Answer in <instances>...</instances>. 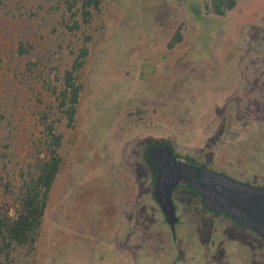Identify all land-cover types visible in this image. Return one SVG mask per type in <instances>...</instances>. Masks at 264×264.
<instances>
[{
    "label": "rangeland",
    "instance_id": "374dc122",
    "mask_svg": "<svg viewBox=\"0 0 264 264\" xmlns=\"http://www.w3.org/2000/svg\"><path fill=\"white\" fill-rule=\"evenodd\" d=\"M51 3L0 0V151L9 129L14 154L0 169V203L11 200L4 182L15 186L37 158L38 111L49 105L63 156L39 239L15 264H264L258 234L186 201L173 236L148 165L167 146L264 185V0H236L225 16L209 0H102L88 24L78 7ZM177 29L182 40L169 47ZM21 38L34 44L28 55ZM83 46L69 125L43 82L57 84Z\"/></svg>",
    "mask_w": 264,
    "mask_h": 264
},
{
    "label": "trees",
    "instance_id": "16d2710c",
    "mask_svg": "<svg viewBox=\"0 0 264 264\" xmlns=\"http://www.w3.org/2000/svg\"><path fill=\"white\" fill-rule=\"evenodd\" d=\"M50 9L60 11L64 3L68 9L78 7L82 22L88 24L95 13L100 12L102 0H50ZM206 8L213 14L225 16L231 10L236 0H209ZM41 6H38L40 8ZM74 21L70 28H78ZM182 40L179 29L168 43ZM34 44L27 38H21L18 43V52L28 55ZM88 48L83 46L75 57L70 69H65L62 76L57 75L53 84L44 80L45 89L54 95L56 109L60 115L65 116L67 123L72 125L77 107L82 83L80 70L86 62ZM35 61L28 60L27 67L33 70L40 62V56L35 55ZM60 118L51 117V107L38 111V122L42 127L37 144V158L34 162H27L19 170V179L14 186L11 181L4 182V187L11 193V200L0 203V264H15L19 249H27L30 254L37 243L44 219L45 210L50 197V191L59 174L63 163V156L59 154L61 134L57 132L55 123ZM12 122L8 119L7 124ZM11 132L8 129L2 136L3 149L0 151V169L7 170V165L13 159V152L8 139ZM222 215V214H221ZM225 216V215H224Z\"/></svg>",
    "mask_w": 264,
    "mask_h": 264
},
{
    "label": "water",
    "instance_id": "95a60500",
    "mask_svg": "<svg viewBox=\"0 0 264 264\" xmlns=\"http://www.w3.org/2000/svg\"><path fill=\"white\" fill-rule=\"evenodd\" d=\"M167 148H162L167 152L164 155L155 153L157 168L153 176V196L161 206L173 236L178 218L171 194L177 185H185L199 195L205 208L227 216L264 240V185L236 180Z\"/></svg>",
    "mask_w": 264,
    "mask_h": 264
},
{
    "label": "flooded vegetation",
    "instance_id": "af4514ba",
    "mask_svg": "<svg viewBox=\"0 0 264 264\" xmlns=\"http://www.w3.org/2000/svg\"><path fill=\"white\" fill-rule=\"evenodd\" d=\"M155 153H157L159 155H164L167 152L166 151H162V149H155L153 153H150V155L152 156L153 163H154V158L156 157ZM198 164H200V163H198ZM148 165H149V169H150V172H151L150 174H151V177H152V188H153V176L156 174L157 166L155 165V163H154V165H152L151 163H148ZM200 165H204V164H200ZM171 196H172L173 202L175 204V213H176L177 218L179 217V214L177 215L178 204H179V202H185V201H186V203H188V204L193 206L192 209L194 210V212H197V213L201 212V213H204V214L205 213H209L211 216L217 215L216 213H214V212L208 210L207 208H205L202 205V203H201V199H200L199 195L196 194V192L192 188H190L188 186L177 185L173 189ZM192 200H195L196 205L191 204ZM178 222H179V220L176 222V224ZM234 224L236 226L238 225L236 223H234ZM210 225L212 226V223H210ZM241 228H245V227H241ZM213 230H216V228H213ZM254 239L258 243V246L262 250H264V240L261 237H254ZM210 241H211V243L214 242V240H210ZM252 247H253V245H252Z\"/></svg>",
    "mask_w": 264,
    "mask_h": 264
}]
</instances>
